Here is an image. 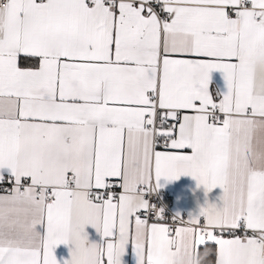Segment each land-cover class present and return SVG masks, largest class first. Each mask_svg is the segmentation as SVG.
I'll list each match as a JSON object with an SVG mask.
<instances>
[{
    "label": "snow or ice",
    "instance_id": "obj_1",
    "mask_svg": "<svg viewBox=\"0 0 264 264\" xmlns=\"http://www.w3.org/2000/svg\"><path fill=\"white\" fill-rule=\"evenodd\" d=\"M5 175L0 264H58L61 244L122 264L130 242L139 264H200L208 242L215 264H264V0H0ZM181 175L224 203L173 235L149 196Z\"/></svg>",
    "mask_w": 264,
    "mask_h": 264
},
{
    "label": "crops",
    "instance_id": "obj_2",
    "mask_svg": "<svg viewBox=\"0 0 264 264\" xmlns=\"http://www.w3.org/2000/svg\"><path fill=\"white\" fill-rule=\"evenodd\" d=\"M250 5V4H249ZM251 7V5L249 6ZM210 94L216 102L222 99L224 95L228 93L227 81L225 79V74L221 71H213L211 73V83L209 86ZM164 150V149H157ZM190 154L191 150H178ZM155 181L153 180V184ZM159 190L165 191L172 194V200L174 204V210L178 213L186 212L189 216V220L194 217H199L202 209L207 208L210 204L216 205L218 208L223 207V189L217 187L211 192H208L202 185L198 183L190 175H181L178 179L174 181H167L165 179L160 180ZM122 189L120 190V193ZM6 193H2L3 195ZM87 233L90 244H98L101 246H106V240L102 236V233L97 232V230L91 226H87L85 229ZM225 239H231L235 237H223ZM118 240V236L116 238ZM116 240H109L107 242H116ZM215 244L208 242L205 245H200L198 248V253L201 248ZM75 251V246L72 244H61L54 249V254L57 258L58 264H65L68 262L70 264L72 259V252ZM122 264H139V258L135 253L134 243L130 242L126 246V254L122 257ZM201 264V263H200Z\"/></svg>",
    "mask_w": 264,
    "mask_h": 264
},
{
    "label": "built area",
    "instance_id": "obj_3",
    "mask_svg": "<svg viewBox=\"0 0 264 264\" xmlns=\"http://www.w3.org/2000/svg\"><path fill=\"white\" fill-rule=\"evenodd\" d=\"M250 6V5H248ZM156 9L159 11V5H155ZM161 15H165L163 13H161ZM218 115L221 117V119L223 118L222 114ZM219 123V122H217ZM158 149H163L162 147H158ZM10 178L5 175V180L2 184H0V194L2 193H6L5 190H10L13 187V184L9 182ZM113 183H118V181H112ZM23 183L25 185H27L28 183H30V181L28 180H24ZM120 188L117 187L115 189V191L117 192V194L120 193ZM172 194L165 192V191H161V190H157L156 193L152 194L149 196V200L150 202L155 206V208L157 210H163V216L164 219L162 221H159L160 223L165 224L166 226H168L170 228V230H172L173 235L176 229H179L181 227H193L196 228L197 230H199L201 228L202 225H204L206 222L204 220H201V223L199 225H193L190 224L189 221V216L186 212H181L178 213L174 210V204H173V200H172ZM148 220L149 223H154V222H158L155 219L154 215H148ZM217 235H222V237H236V236H240L241 238H243L244 234H245V230L244 229H237V230H233L231 232H224V233H220L217 230ZM248 236H252L254 235V233H252L250 230H248L247 232Z\"/></svg>",
    "mask_w": 264,
    "mask_h": 264
},
{
    "label": "trees",
    "instance_id": "obj_4",
    "mask_svg": "<svg viewBox=\"0 0 264 264\" xmlns=\"http://www.w3.org/2000/svg\"><path fill=\"white\" fill-rule=\"evenodd\" d=\"M201 264H215L216 262V247L213 245L201 248L199 251Z\"/></svg>",
    "mask_w": 264,
    "mask_h": 264
},
{
    "label": "clouds",
    "instance_id": "obj_5",
    "mask_svg": "<svg viewBox=\"0 0 264 264\" xmlns=\"http://www.w3.org/2000/svg\"><path fill=\"white\" fill-rule=\"evenodd\" d=\"M182 264H198L195 258L186 257L182 260Z\"/></svg>",
    "mask_w": 264,
    "mask_h": 264
}]
</instances>
